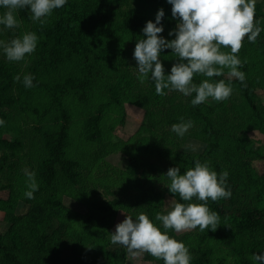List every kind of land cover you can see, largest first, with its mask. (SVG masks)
I'll list each match as a JSON object with an SVG mask.
<instances>
[{"label": "trees", "instance_id": "1", "mask_svg": "<svg viewBox=\"0 0 264 264\" xmlns=\"http://www.w3.org/2000/svg\"><path fill=\"white\" fill-rule=\"evenodd\" d=\"M110 1L117 10V21L108 18V6L101 0H67L43 23L38 21L30 29L38 34L39 40L33 54L25 56L29 63L24 71L14 63L0 60V117L5 120L0 127L3 151L0 173L14 168L13 157L23 149L21 130L12 125L22 117L37 147L26 158L28 169L35 171L39 184L34 198H23L26 209L18 214L7 210L10 197H0V211L5 216L0 227V264H131L126 261L123 245L109 243L117 212L121 210L133 216L146 212L165 230L156 219L157 212L167 210L164 196L187 203L178 193L169 191L160 165L141 164L142 159H138L140 155L150 154L167 157L168 152H171L168 168L180 165L183 172L184 168L194 167L199 159L209 162L218 173L229 171L226 179L231 196L206 201L210 209L219 213L215 230L211 226L203 230L199 227L180 234L175 229H166L189 248L191 264H253L252 253L264 250V169L253 164L264 160V142L252 134L257 131L264 136V103L255 93L257 88L264 90V31L256 41H250L246 34L237 53L244 61L245 68H241L246 81L229 77L228 69L221 74L233 88L228 98H212L193 105L191 99L195 93L185 96L179 90L166 88V94L161 95L152 81L141 97L131 99L134 105L146 110L145 122L140 124L138 134L123 139L112 133L113 126L108 125L105 117L107 109L115 103L118 107L111 110L120 123L124 121L119 95L128 89L125 83L116 81L108 85V101L94 105L93 109H79L82 117L76 127L78 138L71 143V116L65 109L64 97L86 103L98 73L104 69L113 72L120 64L115 60L109 65V52L118 58L120 53H125L121 49L124 37L135 44L136 37L145 36L142 28L147 20L155 19L159 8L164 9L165 15L161 20L164 30L158 35L168 39L175 36V33L168 35L178 22L170 3L153 0L150 6L148 0H134L129 8H122L131 0ZM96 7L102 12L92 19ZM255 9L257 22L264 24V1L256 2ZM30 11V8L17 9L18 20L28 22ZM96 26L100 27L104 44L94 55L93 60L98 62L92 63L88 60L91 52L88 34ZM13 36L16 34L9 31L8 38ZM224 50L230 51V47L224 46ZM167 55L169 61L164 59ZM174 56L171 49L161 50L166 73L177 60ZM25 73L33 74V86L26 87L23 83ZM17 74L20 80L14 78ZM205 78L209 77L200 73L193 77L197 83ZM181 118L193 121L183 136L171 127ZM167 123L170 126L164 125ZM4 130L19 137L9 140L3 136ZM141 131H144L142 135ZM146 133L151 134L146 137ZM152 136L163 139L165 146L158 148ZM190 140L200 147H185ZM112 152L133 157L130 161L127 158L123 173L106 162V156ZM113 176L119 178L117 182L113 183ZM10 186L1 184L0 189L9 190ZM108 193L112 194L111 198L105 196ZM60 194L85 205L87 211L79 213L66 206ZM193 200L204 203L196 197ZM144 254L147 260L164 264L162 258L146 251Z\"/></svg>", "mask_w": 264, "mask_h": 264}, {"label": "clouds", "instance_id": "2", "mask_svg": "<svg viewBox=\"0 0 264 264\" xmlns=\"http://www.w3.org/2000/svg\"><path fill=\"white\" fill-rule=\"evenodd\" d=\"M66 3L67 0H0V7L6 9L0 13V25L18 26L16 10L20 8H30L32 19L43 23L54 9ZM168 3L172 5L173 17L178 18L175 28L168 34L175 33V36L168 39L158 35L164 30L161 20L165 15L164 9L159 8L155 19L147 20L142 28L146 35L137 39L134 46L138 77L151 79L156 92L161 95L166 94V88L179 90L185 96L195 93L191 99L193 105L209 97L215 100L228 98L233 91L231 83L209 78L220 76L228 69L229 77L246 81V73L240 67L244 61L237 53L246 34L250 41H256L264 31V24L255 18L256 0H168ZM38 40L35 31H25L8 40L0 38V51L8 60H23L26 54L35 51ZM224 46H229L230 51H225ZM165 48L171 49L177 58L167 73L160 59L161 50ZM197 73L209 78L197 83L193 79ZM14 78L20 80L21 76L17 74ZM23 83L26 87L33 86V74L25 73ZM4 123L0 117V125ZM192 125L191 119L181 118L171 127L183 136ZM24 171L29 177L25 195L34 198L39 187L36 173L28 168ZM165 175L169 178V191L178 193L187 202L172 197L167 210L156 213V219L162 222L165 230L141 211L135 216L127 214L118 222L111 232V241L126 246L132 255L146 251L162 258L164 264H191L189 248L166 229L181 231L199 226L203 230L211 226L215 230L219 225V213L210 209L206 201L231 196L226 179L229 171L225 169L218 173L209 162L197 159L194 167L184 168L181 172L180 165L170 166ZM193 197L204 203H197ZM252 259L253 264H264V250L253 252Z\"/></svg>", "mask_w": 264, "mask_h": 264}, {"label": "rangeland", "instance_id": "3", "mask_svg": "<svg viewBox=\"0 0 264 264\" xmlns=\"http://www.w3.org/2000/svg\"><path fill=\"white\" fill-rule=\"evenodd\" d=\"M101 1H102L103 5L105 3L108 6V9H109L107 11L108 18H111L112 20L117 21V18H118L117 10H116V8H114L115 6H113V2L110 0H101ZM151 1H153V0H148V5L153 4V3H151ZM263 1L264 0H256V2H259V3H263ZM163 2L165 4H168L167 0H163ZM131 4H134V0L129 1V4H127V5H123L122 8H125V7L129 8ZM5 10L6 9L0 7V13L4 12ZM100 12H102V10L99 7H96V10L93 11L91 14L92 19L97 18L98 14ZM30 13H31V11H30ZM18 21H19V24L15 28H8L6 26L0 25V38L8 40L9 39L8 38L9 31H12L16 35H20L25 31H31L30 29L34 26V24L36 22H38V20L32 19V13H31L30 20L28 22L25 23V22L20 21V20H18ZM99 28L100 27L96 26L95 27L96 30H94L93 32L88 34V38H89V41L91 43V52H89L88 60L90 59V61L92 63L98 62L96 60H93L94 55L99 50L100 46L102 44H104V43H102V41H103L102 36L100 35V33L98 31ZM103 29L105 30L107 28H103ZM141 37L142 36L136 37V40L141 38ZM134 46H135L134 43L130 42L128 38L124 37L122 40V43H121V49L125 50V53L124 54L120 53L118 58H114L113 53L111 51L109 52V56H110V59L108 60L109 65H110V62L115 61V60H119L120 64L118 65V67L113 72L108 71L107 69H104L103 71H100L98 73L99 76L94 80V83H93L92 94H90L88 96L86 103L80 102L76 98H73L71 96H65L64 97L65 109L68 111V113L71 116L70 125H69L70 126L69 136L72 139L71 143H75L76 139L78 138L76 136L77 135L76 127L78 126L80 118L82 117L81 114L79 115V109L83 108V107H86L87 109H93L95 107L94 105H96V104L98 105L101 102L108 101L109 95H110V92L108 90V85L109 84H115L116 81L125 83L126 89H128L127 93L125 92V93H121V95H119L122 106L124 107L125 117H124V121L122 123H120L118 118H117V115L115 113H113V110H111L112 107L116 108L118 106H116L115 103H112L110 106V109H107L108 111H107V114L105 116L107 118L106 121L108 122V125L113 126L112 133L116 134L117 136H119L123 139H127L128 137L133 135V133L138 134L137 131L140 127V124L143 122V120L145 122L146 110L142 107L134 105L132 103L131 99L134 96H140L141 97V93H144L143 91H146L147 89H149L150 83L153 84V82L149 78H145L144 80H141L138 77L137 69L135 67L137 61L135 60V58L133 56ZM30 54L32 55L33 53H30ZM168 58H170L169 55H167L164 59L168 60ZM160 59L164 65V61H163L164 59L161 57H160ZM0 60H7L8 62L16 64V66H18L21 71H24L26 65L29 63L28 57H25L23 60H8L6 58V55L2 51H0ZM240 67H244L243 64ZM121 72H124L125 75L121 76ZM219 79H223L222 75L217 76L216 80H219ZM255 93H257L259 95L260 99L264 103V90L262 88H257V89H255ZM208 99H212V98L209 97ZM153 112H154V110H153ZM21 119H22V117H21ZM21 119L16 120L17 122L16 123L13 122L12 125L14 127L19 126V128L21 130L22 139H23V145H22L23 149L19 152H16L14 157H13V159L15 160V163H16V165H13L14 168L7 169L5 174L0 173V185L6 184V183H9L11 185L10 187H8L9 190L0 189V197H2V198L10 197L9 200L11 202L8 204L7 210L11 214H18L20 212L25 211V209H26L25 206L23 205V198L26 196L25 190L28 188V180H29V179H27L28 178L27 175L25 176V171H24L25 168H28L26 157L35 148H37L35 146L32 138H31L32 134H31L30 130L28 129V127H29L28 123L27 124L24 123ZM161 120L162 119H160L158 122H160ZM108 125H106V126H108ZM164 125L170 126V124H168V123L164 124ZM0 127H1V125H0ZM143 133H144V131H141V133H139V134L142 135ZM150 134L146 133L145 136L147 137ZM252 134H253V137L260 139L262 142H264V136L261 133L255 131V132H252ZM3 136H5L9 140H14L15 138L19 137L16 133L10 132L8 130L3 131ZM152 138H153V140H154V142L158 148L165 146L163 139L157 138L155 136H152ZM191 142L195 143V141L190 140L189 143L185 145V147H190V148H192V147L194 148L196 146L200 147L199 143L198 144H196V143L191 144ZM2 154H3V151L0 149V157L2 156ZM167 154H168L167 157H159L157 154L140 155V157L138 159H142V161L140 162L141 164H143V162H152V164L155 163L157 165H160L161 168L166 173L168 170L169 161H171V159H170L171 152H168ZM127 158L129 160V158H133V157L128 156V155H122L121 152H112L110 155L106 156L105 160H106V162H108L109 166L115 167L117 171L123 170V171H121L123 173L124 167L127 164ZM15 163H13V164H15ZM253 164H256V167H258L260 169H264L263 168L264 167V160H259V161L256 160L253 162ZM100 166H101V168L103 167L102 165H99L98 167H100ZM165 173L162 175L165 178L166 183L168 184L169 178L165 175ZM118 179L119 178H117V180ZM117 180L113 176V183L115 181L117 182ZM8 191H9V193H8ZM101 191H103V190L101 189ZM110 194L111 193H108L105 196L111 198L112 194L111 195ZM117 195L118 194L113 195V196H117ZM59 196H60V199H61L63 204H65L66 206L78 211L79 213H85L87 211V207L85 205L78 203L75 199H73L69 195H67V194L61 195L60 194ZM101 196H102V194H101ZM171 198L172 197L169 195L164 196V205H165L164 207H167V205L170 203ZM126 215H127V213H124L121 210H119L117 212V215L113 218L112 231L115 230V225L118 222L122 221ZM4 220H5V216L0 211V227H2V225L5 223ZM198 228H199V226H197L196 228H193V229L177 231V233L182 234L183 232H188V231L193 232L194 230H198ZM109 243L111 244V246L122 245L120 243H113L111 241V238H110ZM108 247H110V246H108ZM124 247L126 248V257H127L126 261L128 263H131V264H157L154 261L147 260V258L144 257V255H145L144 252H140L138 255H132L131 253H129L127 247L126 246H124Z\"/></svg>", "mask_w": 264, "mask_h": 264}]
</instances>
